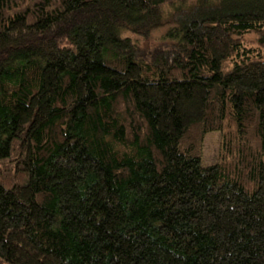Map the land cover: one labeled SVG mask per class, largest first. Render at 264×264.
<instances>
[{"label":"trees","instance_id":"1","mask_svg":"<svg viewBox=\"0 0 264 264\" xmlns=\"http://www.w3.org/2000/svg\"><path fill=\"white\" fill-rule=\"evenodd\" d=\"M0 264H264V0H0Z\"/></svg>","mask_w":264,"mask_h":264},{"label":"rangeland","instance_id":"2","mask_svg":"<svg viewBox=\"0 0 264 264\" xmlns=\"http://www.w3.org/2000/svg\"><path fill=\"white\" fill-rule=\"evenodd\" d=\"M158 33L156 34V38ZM221 145V138L219 132H211L207 134L205 140L203 165H214L218 160L219 150Z\"/></svg>","mask_w":264,"mask_h":264}]
</instances>
